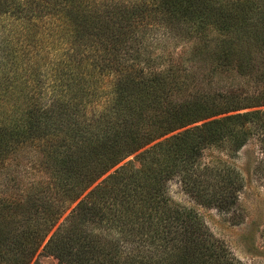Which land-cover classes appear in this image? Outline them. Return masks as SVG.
Instances as JSON below:
<instances>
[{"label": "trees", "instance_id": "trees-1", "mask_svg": "<svg viewBox=\"0 0 264 264\" xmlns=\"http://www.w3.org/2000/svg\"><path fill=\"white\" fill-rule=\"evenodd\" d=\"M42 1L0 0V162L27 141L58 138L59 143L43 150L54 168L59 197L49 189L36 199L35 219L27 209L21 213L16 204L0 201V219L8 221L0 226V251L6 253L0 264H31L41 248L63 264H241L197 212L172 201L168 185L178 179L199 203L230 209L238 199L234 172L227 165L225 171L196 162L208 146L250 134L245 124L260 123L264 112L237 113L194 126L214 114L181 105L163 111L157 127L148 125V115L143 118L133 102L135 95L125 94L121 85L115 97L111 91L104 101L98 93L102 88L97 84L107 72L99 60L113 54L106 49L103 24L87 23L74 0H52L53 6ZM151 1L155 14L168 22L196 16L200 26L211 11L209 0ZM243 2V30H250L253 20L254 34L263 33L264 1ZM53 8L56 12L51 13ZM130 15L124 17L126 23L138 18ZM38 34L44 44L52 40L50 58L42 66L34 59L40 53ZM89 35L92 43L106 49L95 63L78 52V42ZM43 88L51 101L37 94ZM12 210L16 216L10 215ZM8 223L18 225L16 236L11 237Z\"/></svg>", "mask_w": 264, "mask_h": 264}, {"label": "rangeland", "instance_id": "rangeland-1", "mask_svg": "<svg viewBox=\"0 0 264 264\" xmlns=\"http://www.w3.org/2000/svg\"><path fill=\"white\" fill-rule=\"evenodd\" d=\"M243 1L209 0L211 11L199 26L196 16L166 21L148 5L153 4L151 0H74L88 19L87 23L103 24L106 49L113 52L107 55V61L99 60L100 67L107 71L103 82L97 84L102 88L98 90L102 100L109 99L107 95L111 96V91L115 97L117 87L121 85L126 89L125 94L135 95L133 102L139 104L143 118L148 115L147 124L153 127L159 125L156 121L163 111H172L181 105L191 106L202 115L214 114L194 126L227 115L264 112V32L254 34L251 30L255 25L253 20L251 29L243 30ZM253 1L263 3L264 0ZM48 4L53 6L54 1L49 0ZM39 11L43 15L48 13L43 9ZM53 11L56 12L54 8L50 12ZM130 14H137L138 18L126 23L124 17ZM56 21L67 27L62 21ZM38 37L36 51L40 53L35 54L34 59L42 66L50 58L47 51L52 40L45 38L44 44L43 36L38 34ZM91 39L90 35L82 38L77 47L82 58L95 63L106 49L92 43ZM54 44L61 42L54 40ZM66 46L72 52L71 43ZM37 94L51 101L48 89H40ZM123 105L128 109L125 100ZM262 118L260 123L245 124L250 134L240 133L235 139L226 138L217 145L208 146L196 162L201 168L209 166L227 171L229 167L234 172L239 185L238 199L230 209L221 210L199 203L183 190L178 179L168 185L172 201L197 212L205 228L241 264H264V126H260L264 125V115ZM56 140L49 143L47 138L30 140L4 156L5 160L0 162V201L16 204L21 213L27 209L35 219L36 199L44 198L49 189L54 198L59 197L54 168L47 163L48 156L43 150L59 143L60 140ZM78 203L66 211L53 232ZM10 215L16 216L14 210ZM7 222L0 219V226L4 227ZM9 230L11 237L16 236L18 225L8 223ZM5 254L0 251V261ZM3 264H7V260ZM31 264L63 263L41 248Z\"/></svg>", "mask_w": 264, "mask_h": 264}]
</instances>
